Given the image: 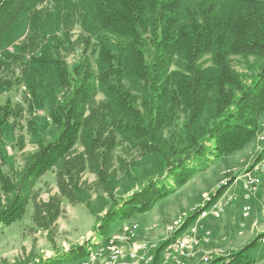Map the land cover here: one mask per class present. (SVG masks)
Instances as JSON below:
<instances>
[{"label": "trees", "instance_id": "16d2710c", "mask_svg": "<svg viewBox=\"0 0 264 264\" xmlns=\"http://www.w3.org/2000/svg\"><path fill=\"white\" fill-rule=\"evenodd\" d=\"M22 17H27L28 32L14 53L6 51ZM54 18L64 34L48 33ZM76 18L102 37L94 50L96 65L86 56L91 42L86 38L84 57L70 70L62 52L67 43L73 45L70 28ZM235 56L254 57L261 65L251 75L240 73L232 65ZM204 57L209 65L201 62ZM175 62L180 69L171 70ZM11 68L19 72L15 81L26 87L29 112L45 109L39 91L46 90L52 100L49 116L59 133L52 141L39 142L17 180L0 169L2 189L9 196L0 209V228L23 218L30 191L50 171L57 170L62 196L92 212L81 193L71 194L79 192L74 175L88 163L113 198L106 167L119 138L157 158L172 182L154 181L121 207L97 216L103 230L117 217L151 210L214 159L238 152L257 136L264 116V0H0V72ZM13 84L0 78L1 91ZM55 87L64 91L62 101ZM98 93L104 96L99 102ZM19 107L0 103V140L10 119L23 110ZM79 142L85 152L72 159ZM205 156L202 168L191 165ZM35 210L36 219L44 216V205ZM200 214L188 217L185 228ZM57 217L55 208L51 222ZM257 238L213 264L244 257ZM83 253L89 256V251Z\"/></svg>", "mask_w": 264, "mask_h": 264}, {"label": "rangeland", "instance_id": "374dc122", "mask_svg": "<svg viewBox=\"0 0 264 264\" xmlns=\"http://www.w3.org/2000/svg\"><path fill=\"white\" fill-rule=\"evenodd\" d=\"M47 31L49 34L62 35L64 34V27L57 18H54ZM27 32L28 20L27 17H22L14 35L4 46L6 51L10 52L9 48L12 47L13 51L11 52L14 53ZM70 37L73 45L67 43L62 52L69 69L73 70L75 66L81 63L86 48V44L83 42L86 38L91 39L86 56H90L93 65H96L94 50L102 37V33L98 32L95 27L84 24L81 19L76 18L70 28ZM201 62L204 65H209V57H204ZM232 65L240 73L251 75L261 65V61L254 57L246 59L242 56H235L232 58ZM178 69H180L179 65L175 62L171 66V70ZM18 77L19 72L14 73L12 68L0 72V78L8 79L14 83L12 88L5 89L6 92L0 89V103L10 102L12 105H19V109H23L19 115L11 118L7 126L4 127L3 137L0 140V169L7 172L15 180L18 179L19 173L27 165L31 155L37 151L39 142L52 141L59 133L49 116L52 100L46 96V90L41 89L39 91V98L44 102L45 109L29 112L26 108V101L29 99L28 92L24 84L15 81ZM55 89L57 100L62 101L65 98L64 91L56 87ZM103 99V94L98 93L96 101L99 102ZM261 123L264 124V116L261 118ZM30 124H33L31 129ZM263 124L258 130L257 136L243 149L248 146L249 148L253 145L256 146V144H258V150L259 147H264V140L258 136L264 133ZM116 142L118 144L112 151L111 159L106 167L107 181L112 187L113 198L109 197L106 185L101 181L95 167L88 163L82 172L74 175L79 192L72 190L71 194L78 195L81 193L89 203L92 212L85 204L76 200L72 202L62 196L58 186L57 170L47 172L30 191V200L23 218L9 226H1L0 264H82L86 255L83 253L84 247L80 245L83 242L86 245L85 238L88 232H92L88 244L90 247H94L95 245L90 243L94 237L100 239L102 235H105L103 232L106 234L116 233L123 227L124 222H126L124 225L140 224V228L137 229L138 234L144 227H151L155 223L166 227L179 214L188 213L191 209L190 204L202 199L203 192L210 190L224 176L222 175L223 170L238 162L237 155L240 153L239 151L243 150L220 158L217 162L213 161L214 163L210 167L195 173L196 175L185 185L157 201L151 210L132 212L130 217H117L111 223L106 222V228L103 231L98 228L97 216H105L117 204L121 207L122 201L154 181L161 180L169 184L172 182L170 177H166L157 158L139 152L133 144L119 141V138ZM84 152L85 148L79 142L71 157L73 159V157ZM260 157L264 158L262 155ZM255 158L254 148L249 153L248 161L254 163L261 159ZM206 163L205 156V158L192 161L191 165L202 168ZM250 165L247 163L244 167L249 168ZM64 180L65 183H68L69 178L66 176ZM8 198L9 196L3 191L0 182V209L7 203ZM50 202L52 204L49 207ZM41 205H44V216L41 218L37 216L36 219L35 208ZM55 208L58 209V217L51 222L50 218ZM50 209L51 211H49ZM170 212L172 213L170 214ZM263 239L264 236L257 238L261 242H264ZM77 248L81 250L82 254L77 251ZM247 259H249L248 252L244 257H238L232 264H242ZM209 264H213V260Z\"/></svg>", "mask_w": 264, "mask_h": 264}, {"label": "crops", "instance_id": "0c3cea01", "mask_svg": "<svg viewBox=\"0 0 264 264\" xmlns=\"http://www.w3.org/2000/svg\"><path fill=\"white\" fill-rule=\"evenodd\" d=\"M253 147L255 148L256 158L260 154L264 156V152L260 153L257 149L258 144L256 146L253 145ZM253 147L249 148L248 146L246 149L239 151L240 153L237 155L238 162L223 170L222 175L224 176L210 190L203 192L202 199L194 204H190L191 207L201 204L204 195L215 193L220 183L231 174L235 177V180L229 186L225 187L221 194L222 198L229 197L234 199L224 214L220 217H215L210 211H207L204 215L198 216V218L186 227L187 230L192 231V234H194L197 240L193 246V256L187 264H206L204 262L206 257H209L211 260L217 258L226 260L227 257L235 255L249 246L259 235L264 234V176L262 177V185L255 194L247 202L242 198L243 172L247 168L244 166L247 163L249 165L252 163V161H248V158L249 153L254 149ZM224 157L226 156L220 158ZM220 158L214 159L213 161L217 162ZM213 161L208 167L214 163ZM244 203H247L249 206V214L246 217L243 215ZM133 224H136L138 229L140 228V224ZM167 226H159L155 223L151 227H144L139 234L137 233L136 241L122 245L125 254L137 251L141 242L163 244L168 238ZM91 234L92 232H88L85 238V241H87L86 245L83 244L84 242L80 245L84 247L85 251H88V240L91 238ZM97 241L96 237H94V241L91 243L95 245ZM247 252L249 259L242 264H264V242L257 240L256 244L249 248ZM79 253L82 254L81 250ZM125 258L128 259L129 257L126 255ZM103 260V258L88 260V255H86L83 263L102 264Z\"/></svg>", "mask_w": 264, "mask_h": 264}, {"label": "built area", "instance_id": "2783aa9c", "mask_svg": "<svg viewBox=\"0 0 264 264\" xmlns=\"http://www.w3.org/2000/svg\"><path fill=\"white\" fill-rule=\"evenodd\" d=\"M9 50L13 51L12 47H10ZM258 136L260 139L264 140V133ZM259 151L260 153L264 152V148L259 147ZM260 156L257 157L258 160L261 158ZM263 173L264 158L252 163L243 173L242 198L245 202H247L262 185ZM233 180H235V177L229 176L220 183L218 189L229 186ZM215 193L204 195L201 204L192 206L188 213L183 212L179 214L168 224V238L164 242L165 244L163 243L164 245L141 242L137 251L125 254L122 245L136 241L138 229L136 224H127L123 225L116 233L112 232L104 236L102 235L100 239H97L98 241L94 247L88 246V260L103 258L102 264H187L193 256V246L197 242L192 231L185 228L188 217L197 211H201L200 215H204L207 211H210L215 217H220L234 200L233 198H222L221 196V198L215 199ZM248 214L249 206L247 203H244L243 215L246 217ZM92 241H94V238L90 243ZM160 247L161 251L159 253V258L156 261V253ZM126 255L129 257L128 259L125 258ZM210 261L211 259L209 257L204 259L206 264H209ZM85 264L89 263L86 262Z\"/></svg>", "mask_w": 264, "mask_h": 264}]
</instances>
